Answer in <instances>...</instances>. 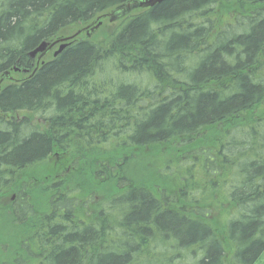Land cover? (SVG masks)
Returning a JSON list of instances; mask_svg holds the SVG:
<instances>
[{"label": "trees", "instance_id": "trees-1", "mask_svg": "<svg viewBox=\"0 0 264 264\" xmlns=\"http://www.w3.org/2000/svg\"><path fill=\"white\" fill-rule=\"evenodd\" d=\"M133 1L0 0V79L12 78L0 92V197L16 195L12 243L29 239L14 255L4 244L0 264L264 254V0H166L124 16L108 45L79 40L35 71L40 43ZM135 157L151 167L129 171ZM60 164L81 167L55 183ZM32 173L48 175L39 202Z\"/></svg>", "mask_w": 264, "mask_h": 264}, {"label": "rangeland", "instance_id": "rangeland-1", "mask_svg": "<svg viewBox=\"0 0 264 264\" xmlns=\"http://www.w3.org/2000/svg\"><path fill=\"white\" fill-rule=\"evenodd\" d=\"M122 21H123V19L115 20L113 22L105 21L104 25L100 28L99 32L96 35H94L90 40L95 41V43H97V44L102 43L104 45H108L109 41L116 35L118 30L120 29V27L122 25ZM82 27H84V26L83 25H79V26L71 27L72 30L66 32L65 36L73 35L79 28H82ZM81 39H85L84 35L82 36ZM52 54L53 53H51V55H49L48 57H52L53 56ZM106 77H107V75L106 76L102 75V74L100 75V78H106ZM121 77H122V81L127 82L128 84H136V85H138L141 88H148L147 82H145V81H143V80H141L139 78H134V77H130V76H127V75H124V76L121 75ZM12 117L16 118V119H31L33 125L39 124V126H41V128L44 127L43 120L40 117H35V116L29 115L27 113H21V114H18V115H14ZM140 158L144 159L142 157H140ZM140 158L135 157V161H131L130 162V166L128 167L129 171H131L133 173H138L137 167H150L151 166L149 162H147V161L143 162ZM68 172L69 171H61L59 173L60 174L59 176L58 175L54 176L55 180L53 182L60 183V182H62L64 180H69V178H67ZM31 175L35 176V178L32 179V180L30 179V183H34V182H36L39 179V182L37 184L38 186H36V189L33 191V194L36 195L37 201H38L40 199V197H38L37 195L44 190V189H42V187H40L41 185H39V184H41V181L43 179L46 181L45 176H48V175H46L44 173L42 174L41 177H38V176H36L33 173ZM18 178L20 179L19 176H18ZM29 178H30V176H27V177H25L23 179L29 180ZM20 184L21 183L18 182V185H20ZM109 190L112 191L109 194H112L113 190L110 189V188H109ZM17 194H20V193L18 192ZM14 196H15V193H13L12 191H9L7 193H4V195H1V197H0V209L1 210H7L6 211L7 214H4L2 216V218H0V220H1L0 222H1V225H2V226H0V239H1V249L0 250L3 251L4 244H5V249H9L7 252L12 253L13 255H14V253L18 254L23 249L24 244H27L28 241H29L28 238H25L24 236H20L18 238V240H17L18 241L17 244H15V243L13 244L12 243V236L10 234V231H11L12 228H15V229L18 228L19 229L20 228V224L14 219L12 211L9 210L12 206H14L15 202L12 201V202H14L13 204H8L6 202V199H12ZM15 204H17V203H15ZM208 220H209V218H208ZM7 234L9 236V239H6ZM156 253H157L156 257L159 258L161 256V253L158 250L156 251ZM16 258H17V256H16ZM5 261H6V264H14V261H12L9 258H6ZM190 262L191 261H188V262L185 261V263H190ZM178 263H182V261H180ZM256 264H264V254L261 256V258L257 261Z\"/></svg>", "mask_w": 264, "mask_h": 264}, {"label": "water", "instance_id": "water-1", "mask_svg": "<svg viewBox=\"0 0 264 264\" xmlns=\"http://www.w3.org/2000/svg\"><path fill=\"white\" fill-rule=\"evenodd\" d=\"M164 1H166V0H134L129 5L119 7L117 9H115L114 11H112L110 14L99 18L96 22H98L99 20L104 19L106 17L110 18L111 22H113L115 20H119V19L124 18V16H126L127 14L132 13L135 10H144V9L153 8L154 6H156L158 4H161ZM101 25H102V23H100L98 26H96V29H98ZM80 33H82V31H79L76 35H74L72 37H69V38H66V39H63V40H58V41H56L54 43H49V42H45L44 41L37 48H35L34 50H32L29 53V56L31 58H33V59H36L37 58V67H36L35 70L38 69L41 60L51 51V49L53 47H55L60 42H68V41L74 39ZM68 46H69L68 43L62 44L59 47V49L55 52L54 56L57 57ZM18 71L19 70H16V72H18ZM25 72H28V71H25ZM7 80H12L10 72H6V73H4L2 75L1 80H0V91H1V85H2V83L4 81H7Z\"/></svg>", "mask_w": 264, "mask_h": 264}, {"label": "flooded vegetation", "instance_id": "flooded-vegetation-1", "mask_svg": "<svg viewBox=\"0 0 264 264\" xmlns=\"http://www.w3.org/2000/svg\"><path fill=\"white\" fill-rule=\"evenodd\" d=\"M84 30V29H83ZM91 32L92 31H89V32H87V30L86 31H84L83 33L85 34V36H89V35H91ZM83 136V134H80L79 135V137H82ZM90 137V136H89ZM57 167H67V169H66V171H70L71 169H72V167H81V165L80 164H75V165H64V164H60V165H58ZM86 167H88L87 165H86ZM151 167V166H150ZM56 175H60L59 174V172H57V174Z\"/></svg>", "mask_w": 264, "mask_h": 264}, {"label": "bare ground", "instance_id": "bare-ground-1", "mask_svg": "<svg viewBox=\"0 0 264 264\" xmlns=\"http://www.w3.org/2000/svg\"><path fill=\"white\" fill-rule=\"evenodd\" d=\"M81 124V123H80ZM197 252V251H196ZM184 259V258H183Z\"/></svg>", "mask_w": 264, "mask_h": 264}]
</instances>
